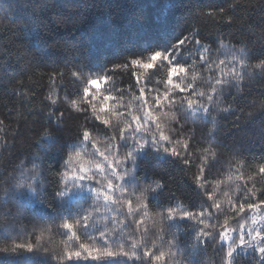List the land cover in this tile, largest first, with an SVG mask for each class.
Returning <instances> with one entry per match:
<instances>
[{
    "label": "snow or ice",
    "instance_id": "obj_1",
    "mask_svg": "<svg viewBox=\"0 0 264 264\" xmlns=\"http://www.w3.org/2000/svg\"><path fill=\"white\" fill-rule=\"evenodd\" d=\"M235 7L230 4L228 9L221 8L218 12L213 9L199 15L202 20L231 24L235 19L231 10ZM24 27L37 34L41 25L32 20ZM216 44L218 55L214 56L212 45L201 39L199 28H193L163 48L145 49L138 56L113 65L103 75H90L86 82L82 72L73 71L72 77L80 80L82 90L71 98L67 93L61 97L58 89L63 84L55 83L63 73L50 78L53 86L45 100L50 106L47 115L55 120L57 132L62 130L59 125L64 122L66 110L69 119L83 117L57 172L60 187L55 195L60 209L66 210L57 226L58 234L64 237L63 247L59 251L43 247L56 264L80 260L92 264H195L191 257L211 243L218 244V250L223 251L221 264H238V257L247 256L248 249L259 253V264H264V199H261L264 188L258 186L264 184V162L250 168L248 175L237 168L235 173L229 170L226 180H209L210 169L218 163V152L212 147L192 151L195 129L185 134L188 121L195 125L197 120L204 123L210 120L213 127L209 136H214L213 112L231 110L217 108L225 90L242 88L245 77L254 74L253 69L264 72V59L250 64L246 46L237 48L223 38ZM196 53L198 59H194ZM188 59L193 60L192 64H188ZM120 70H130L135 81L138 91V96L133 97L135 108L122 103L119 94L122 90L114 94L106 87L114 84L113 74ZM157 72L162 74L156 79V87H150V77ZM201 79L206 88L199 86ZM61 102L66 110L59 107ZM3 124L0 121V133L5 131ZM89 124L92 126L88 127ZM58 140V135L45 129L41 147ZM7 144L4 139L3 146ZM148 155L158 160L170 158L185 169L195 166L193 187L202 196L200 203L160 204L157 197L164 189L163 182L152 181L142 187L143 177L137 175L138 158ZM19 167L14 183L5 189V196L21 201L23 207L31 204L43 207V170L36 158L32 168L24 167L23 162ZM221 185L230 186L229 191L222 193L223 201ZM89 198L94 204L102 202L106 211L115 213L106 219L122 227L118 230L97 227L91 213L83 207L71 212L72 203ZM153 201L158 209L155 213L151 211ZM184 222H191L187 226L194 242L181 247L178 235L172 233L169 238L166 229ZM150 233L151 241L147 239ZM40 240L38 236L36 244L13 241L0 247V254L7 257L0 264H34L31 256L39 253ZM177 255L181 258L176 259Z\"/></svg>",
    "mask_w": 264,
    "mask_h": 264
},
{
    "label": "trees",
    "instance_id": "obj_2",
    "mask_svg": "<svg viewBox=\"0 0 264 264\" xmlns=\"http://www.w3.org/2000/svg\"><path fill=\"white\" fill-rule=\"evenodd\" d=\"M230 4L236 5L231 10L235 17L231 24L202 20L199 15L213 9L217 12L221 8L228 9ZM32 20L41 25L37 34L24 27ZM193 28H199L201 39L212 45L214 56L218 55L216 41L223 38L237 48L246 46L250 64L264 59V0H0V121H4L5 129L0 133V247L13 241L36 244L40 236L39 253L31 256L34 264H56L44 253L43 247L57 251L63 247L64 237L58 234L57 226L66 210L60 209L55 195L60 187L57 172L83 117L69 119L66 105L61 102L59 107L66 112L64 122L59 125L62 130L57 132L55 120L47 115L50 106L45 100L53 86L50 79L53 74L63 73L55 83L63 84L58 89L61 97L67 93L71 98L82 90L80 80L72 77L73 71L82 72L86 82L90 75H103L113 65L122 64L145 49L163 48ZM198 57L196 53L194 59ZM187 62L192 64L193 60ZM253 71V75L245 77L242 88L225 90L217 108L230 107L231 110L213 112L216 116L214 136H209L213 127L210 120L185 124V134L195 129L192 151L212 147L219 154L218 163L209 171V180H226L229 170L235 173L237 168L248 175L250 168L264 162V72ZM161 74L157 72L150 77V87H156V79ZM113 75L114 84L106 87L114 94L122 90L119 93L122 103L135 108L133 97L138 96V91L131 71L120 70ZM129 86H132L131 91ZM199 86L207 87L203 79ZM45 129L59 136L56 144L41 147ZM4 139L8 141L7 146H3ZM123 155L122 151L121 157ZM34 158L43 170L44 206L23 207L21 201L4 193L14 183L13 177L18 176L21 162L24 167L32 168ZM195 172V166L185 169L170 158L158 160L152 155L138 158L137 175L143 177L141 186L162 181L164 189L157 199L164 206L173 202H182L185 206L200 203L202 196L193 187ZM258 186L264 188V184ZM229 190V185H221L222 201L223 191ZM155 204L153 201L151 211L154 213L158 211ZM81 207L88 209L92 222L99 228L118 230L122 227L106 219L115 213L106 211L102 202L94 204L89 198L72 203L70 210L75 213ZM97 207L99 211H94ZM190 223L166 229L169 238L176 233L181 247L193 243L191 229L187 226ZM233 226L238 227V224ZM147 239L152 240L151 233ZM218 249V244L211 243L191 259L195 264H221L223 251ZM247 253L238 257V264H259L258 253L251 249ZM6 258L0 254V261ZM180 258L177 255L176 259ZM73 264L92 262L80 260Z\"/></svg>",
    "mask_w": 264,
    "mask_h": 264
},
{
    "label": "water",
    "instance_id": "obj_3",
    "mask_svg": "<svg viewBox=\"0 0 264 264\" xmlns=\"http://www.w3.org/2000/svg\"><path fill=\"white\" fill-rule=\"evenodd\" d=\"M257 257L260 259L259 253H258V256Z\"/></svg>",
    "mask_w": 264,
    "mask_h": 264
}]
</instances>
